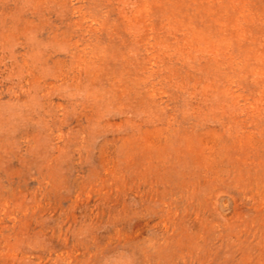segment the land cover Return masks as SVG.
Masks as SVG:
<instances>
[{"label": "rangeland", "instance_id": "rangeland-1", "mask_svg": "<svg viewBox=\"0 0 264 264\" xmlns=\"http://www.w3.org/2000/svg\"><path fill=\"white\" fill-rule=\"evenodd\" d=\"M0 264H264V0H0Z\"/></svg>", "mask_w": 264, "mask_h": 264}]
</instances>
